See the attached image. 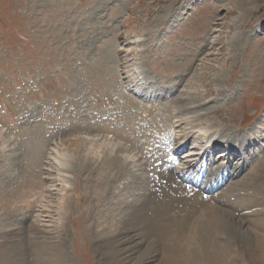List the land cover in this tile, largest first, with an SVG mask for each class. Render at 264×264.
<instances>
[{"label": "rangeland", "instance_id": "obj_1", "mask_svg": "<svg viewBox=\"0 0 264 264\" xmlns=\"http://www.w3.org/2000/svg\"><path fill=\"white\" fill-rule=\"evenodd\" d=\"M124 98L132 101V116ZM139 106L149 110L143 114L152 121L163 111L189 118L188 124L194 123L189 133L206 129L255 136L256 145L242 151L246 157L262 150L264 0H0V142L6 143L0 145V255H7L9 264H17L12 253L17 255L19 247V262L42 264L38 246L52 248L57 242L61 264H137L136 258H146L154 248L162 256V246L155 247L149 237H141L129 259L98 247L94 210L103 208V199L97 200L96 193L105 187L103 197L124 200L112 216L120 221L149 188H134L141 197L135 199L127 197L128 188L122 190L120 184L129 179L120 173L108 180L111 188L99 181L102 148L109 146L128 149L114 148L129 170L146 174L149 158L137 151L142 149L138 145L130 146L124 130L129 120L124 116L134 117ZM171 121L163 118L164 133L176 138L167 130ZM140 135V141L151 140L148 133ZM183 145L185 155L201 148L189 140ZM60 160L66 163L64 171ZM255 209L264 213V204ZM115 227L109 234L114 239ZM254 230L245 237L212 239L229 248L214 264H264V250L255 238L263 235ZM189 234L184 233L179 253L191 264H203L188 257ZM10 246L16 251L8 253ZM48 262L57 263L51 257Z\"/></svg>", "mask_w": 264, "mask_h": 264}, {"label": "bare ground", "instance_id": "obj_2", "mask_svg": "<svg viewBox=\"0 0 264 264\" xmlns=\"http://www.w3.org/2000/svg\"><path fill=\"white\" fill-rule=\"evenodd\" d=\"M123 93H121L120 97H122ZM126 98L124 99L127 103V115L129 117L132 110L129 106H131L130 103L132 101ZM165 106L167 107V105ZM141 107L139 106L138 111L135 109L137 112L133 114L134 117L128 118L124 116L125 119H129L126 123L124 122V130L126 131L127 138H129L132 142L130 146L133 149H136L138 145V147H141L142 149L138 148L137 151L142 153L144 157H147L148 155L149 159L146 161L144 160V164L148 166L147 172L145 171V173L148 175H143L144 173L141 174L136 170V172L129 170L130 168H127L128 163L126 162V158L122 154L120 156L116 155L117 151L114 150L115 147L111 146L102 148L103 154L101 156L102 159L99 166L101 170L98 169L100 170V175L99 173L98 175L100 177V183H102L103 186L108 185L111 188V184L113 183L108 180H114L113 176L120 173L121 177L129 179V183L126 184L122 182V184H120L122 185V190L128 188L130 193V195L124 196H134L135 199L140 196L143 198L144 196V198L138 204L131 205V207L127 206L128 208L130 207L131 212L126 214L127 216L125 217V220L122 218V220L116 221L114 220L115 218L112 219V216L119 210L120 202L121 204H124V200L122 201L120 199L119 201L116 197V200L114 201L111 197H109L110 194L103 197V194L107 193H102L105 190V187H103V191H98L101 194L96 193L97 197L95 198L97 200L103 199V202L100 203L103 208L94 210L97 211L96 221L97 219L99 220L95 225L100 228L98 230V234L101 236L98 247L110 254H113V252L116 253V250H118L120 253L118 256L129 259L133 256L134 250H137L136 248L141 245V237H149L154 238L152 244H154L155 247L157 244L162 246L160 248L161 251L159 252L162 253V256L158 257L159 255L156 253L157 249L154 248V252L150 250L146 254V258H136L134 262H137V264H146L150 262L154 263L155 259H157V262L154 264H191V262L187 259V256H181L179 253L184 248V245L182 246V240L185 237L184 233L189 234L188 230H191L189 234L191 237L189 236L190 238L188 237L185 241V245H192L190 255L188 257L191 258L194 256L197 260H201L203 264H214L215 262H218L221 255L224 254V249L227 252L229 248L226 250V245L216 241L212 242V239L214 240L216 237L225 236L245 237L248 232H254V228H257V230L262 233L264 238V213L260 214L261 210L257 211L255 209L264 204V191L261 190L263 189L262 185H264V169H262V164H264L262 163V159H264V147H262V150H259L257 153L251 154L250 157H246L245 153L243 154L242 152L245 149L247 150L250 144L256 145L255 143L258 141L254 139L255 136L240 132H231L228 135L214 131L209 133L206 129L203 130L200 135L196 134V132L189 133L187 130L193 128L192 126H194L193 122L188 124L189 118H185L186 120L180 119L177 116L178 113L175 114V112L172 113L170 111L163 113V111L157 112V116L154 118L151 117L155 121L154 122L149 119L150 116L148 114H143L149 110L146 109V107ZM153 115L154 114H152V116ZM138 116H140V118ZM164 117L170 119L172 118L174 120L173 126L175 125V127H178L177 129L179 130L181 129V135L178 139L179 145L177 148L179 152L183 151V149L187 147V145L183 146V140L185 142H188L189 140L192 143L194 141L196 144H201L199 139L200 136L206 135L213 140L214 145L212 149L218 147V144H223L228 146L231 150H235L237 154L234 155L230 151V153L227 154L228 157H224L222 155V158H219L218 161L212 159L213 157L210 150L206 149L204 153L186 154L182 159L177 160L178 162L182 161L181 163H184L179 173L175 171L176 167H173V170L171 171V165H166L165 167L156 170L152 164L156 158H159L156 156L155 145L162 138L160 136L159 129L164 128V123L162 125ZM131 119L135 120L131 121ZM166 123L167 122H165V124ZM113 124L115 123L113 122ZM168 124L169 122L167 123V127ZM167 130H169V128H167ZM145 133H148L147 137L151 140L148 141V139L144 138L146 137ZM139 134L144 135L142 137L145 141H140L136 138ZM141 135L139 137H141ZM133 141L135 143H133ZM2 144L6 143L0 142V145ZM8 146H10V143H8ZM115 149L120 152L122 149L128 151V149H124L122 147H116ZM150 149H152L151 151L154 153H152ZM160 150H162V148ZM168 155H171V153H168ZM236 155L240 156V158L235 157ZM202 157L207 159L206 162L213 161L212 165L214 166L211 168L210 165L209 167H205L202 165L203 163L200 164ZM150 159L151 161L154 159L153 162H150ZM225 159L226 161H224ZM233 159L236 160V162H234ZM61 160L59 163L63 167L64 171L66 169L64 168L66 163ZM129 163L132 162L130 161ZM133 166L136 167L135 165ZM112 167H114L113 172H111ZM156 172L158 173L156 174ZM258 172L259 174L256 175ZM227 181L230 182L227 183ZM256 181L259 183V187H257ZM144 186L146 189L148 187L149 188L146 191H143L142 195L138 196L139 194L133 192L134 188L136 189V187H138L137 189H139L141 187L143 189ZM219 189L220 192L215 195V191ZM136 195L138 197H135ZM174 203L176 206H174ZM224 205H226L225 208L222 207ZM235 211H238L237 218L240 220L239 222H237L236 218H234ZM121 212L122 211L120 210L119 213ZM166 214H168V216L165 218ZM94 217L95 215H93V218ZM247 221H249L248 224ZM114 225L116 226L113 230L116 233L114 234V236H116L115 239L113 236H109L112 231L110 228L114 227ZM258 231L255 233H258ZM92 232L95 237L97 231L93 228ZM197 233L199 237L197 236ZM167 236L169 239H167ZM255 238L259 243L260 248L264 250V239L257 236ZM169 241H171L172 244H168V246H166L165 242L168 243ZM6 245L4 244L5 247H7ZM47 245L43 243L38 246L36 252L37 260H41L42 264H46L48 258L51 257L57 261V263L61 264L63 258L60 242L53 244L52 248ZM18 249L19 250L16 251L12 246H10L7 250H9L8 253L16 251L17 255L12 253V256H17L14 258L16 259L17 264H22V262H19V256L22 254V248L19 247ZM3 251L4 248H0V253ZM122 251L124 252L122 253ZM7 258V255L4 257L3 255H0V259L4 260V262L1 260L0 264H9ZM51 263L48 262L47 264ZM38 264L40 263L38 262Z\"/></svg>", "mask_w": 264, "mask_h": 264}]
</instances>
